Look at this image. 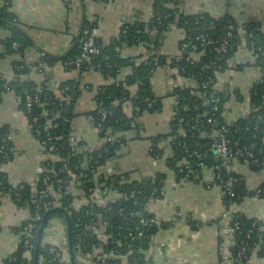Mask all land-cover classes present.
Masks as SVG:
<instances>
[{
  "label": "crops",
  "instance_id": "obj_1",
  "mask_svg": "<svg viewBox=\"0 0 264 264\" xmlns=\"http://www.w3.org/2000/svg\"><path fill=\"white\" fill-rule=\"evenodd\" d=\"M174 6L187 15L204 12L214 17L229 15L241 25L256 22L264 31V0H178ZM153 7L154 0H11L12 11L32 41L25 52L26 69L20 77L33 81L37 88L45 84L53 90L64 82H73L76 92L69 118L70 133L87 149L97 150L102 145L97 130L86 116L97 106V88L111 80L92 68L67 70L60 61L46 65V70L40 71L36 66L39 54L47 52L54 57L64 56L74 46L84 22L93 23L98 37L108 42L118 36L125 24L147 22L153 14ZM183 34L176 24H168L159 38L158 52L168 58L178 57V44ZM8 35L9 31L0 27V77L6 81L16 76L13 61L20 60L17 54H4L1 41ZM120 51L125 56H137L144 53L145 47L143 44L124 45ZM260 73V67L253 63L244 46H239L230 55L218 78L219 89L229 93L224 105L225 118L232 120L250 111L249 90ZM171 79L182 81L168 66L157 67L151 78L153 92L161 101L160 111L132 117L131 103H121L123 112L132 118L131 124L117 133L125 138V142L106 164L114 174H128L129 180L149 177L155 172L164 175L163 197L150 200L145 206L155 217L159 229L143 250L144 258L152 264H237L232 259H222L223 255H231L233 239L227 230V219L220 217L223 201L218 187L207 190L200 182L178 180L167 163L174 155L169 124L173 106ZM130 89L134 91L135 87ZM235 91L239 97L235 96ZM19 103L20 97L14 90L1 93L0 125L6 126L9 132L12 156L3 161L0 168L8 185H31L48 156L32 134L27 115ZM157 136L160 138L153 142ZM151 149H155L154 154ZM155 156L161 161L155 163ZM233 163L243 178L241 186L245 194L232 208L241 216L256 218L264 224V200L252 194L264 182V156L260 166ZM27 213L26 206L15 203L10 191L0 192V264L16 248L17 230ZM43 240L64 242L68 248L63 214L47 218ZM160 242L164 246H160ZM253 261L264 264V258L254 257Z\"/></svg>",
  "mask_w": 264,
  "mask_h": 264
},
{
  "label": "trees",
  "instance_id": "obj_2",
  "mask_svg": "<svg viewBox=\"0 0 264 264\" xmlns=\"http://www.w3.org/2000/svg\"><path fill=\"white\" fill-rule=\"evenodd\" d=\"M177 1L178 0H169L170 4L166 6L161 0H154L153 13L157 12L159 15L158 24L156 23L155 16L152 15L145 23L125 24L120 29L118 36L108 42H104L100 37L97 38L99 53L93 56L89 65L91 68L98 70L96 66L99 64L100 68L98 71L101 72L104 77L109 76L112 78L110 83H105L97 88L96 102H102V105L110 110L104 125L109 127L114 134L124 131L127 129V125L131 124L132 118L128 117L123 112L121 103L125 101H129L131 103L133 107L132 117H138L144 112L160 111L161 101L160 98L154 94L151 82V78L157 67L168 66L172 69L178 68V71H180L179 73L183 76L189 74H194L196 76L198 74L208 75L211 73L210 68L212 66H220L221 68H219V71L223 72L226 68L228 58L237 49L236 44L239 43V38L236 37L234 33L235 36L229 39L230 44H233L234 46L222 58L220 54L213 50V46L216 45L214 41L225 36L228 22H232L234 25H239L234 18L229 15L214 17L204 12L190 15L183 14L174 6ZM164 15H166V17H164ZM210 22L214 25V29L206 30L204 26L208 25ZM87 23L88 22H84V24ZM170 23L176 24L184 32V37L178 44L180 54L178 57L173 58L161 55L157 50L159 38L167 25ZM153 24H156L157 28L155 42L150 40L151 35L148 32L149 28ZM242 26L245 29V33L253 31L256 36L254 42L255 45L259 47V50L255 51L256 54L252 61L256 66L262 68L263 70L264 31L256 22L244 24ZM0 27L9 31V35L1 41L4 54L20 55V60L13 61V68L16 76L9 81L0 77V96L1 93L7 89L14 90L20 97L19 106L25 112L24 91L27 90L29 93H33L34 89L37 88L33 81L22 79L20 77L26 69L23 58L27 48L31 46L32 41L25 32L23 26L19 23L16 14L12 11L11 0H0ZM124 29H126L125 34L123 33ZM200 32H204L209 41L207 44H203V46H201V42L199 40L195 39V36ZM78 38L79 36H77L74 46L62 57H54L49 55L47 52H40L36 66L38 62H43L45 65H51L55 61H60L63 65L66 60L74 59L79 54ZM13 43H16V48H13ZM183 43L187 44V48L186 50L181 51V45ZM137 44L144 45V53L137 56H125L120 51L124 45L132 46ZM188 52L196 54L195 62L193 64H189L185 59ZM128 65H130L131 68L123 75L122 70L127 68ZM202 65L210 66V68L206 67V69L202 70ZM85 66H87V64L81 65L78 71L88 70L85 69ZM180 67L184 68L183 72L179 69ZM65 69L72 70L74 68L72 66H68ZM66 84L70 87V91H68L69 102H73L75 96L72 97V94L76 92V88L71 81L62 83L60 87ZM133 86L135 87V90L131 93L130 88ZM39 89V95L41 97H50L51 101L42 107L34 105L32 106L29 114L25 113L29 123L32 122L33 117H37L36 128L41 131L39 135L40 138L52 137V144L55 146V151L49 154L48 159L43 162V166H45L47 170H53L62 175V163L67 162L68 166L72 169L76 176L89 174L85 158L90 154L95 157L98 150L81 152L71 150V146L68 144V135L70 133V115H66L64 110L67 103L56 99L54 97L55 94L53 93V89L47 87V85L42 84ZM208 90H210V87ZM178 92L180 94V103L185 104L187 109L179 112L177 118H183L184 120L189 119L191 123L197 121L202 122V127L196 128L192 131L194 136H191L189 132L186 134L177 132L175 128L176 121L169 122L171 128L170 136L174 142V145L171 144L174 150V155L168 159L167 163L169 167L175 171L176 178L179 180L182 175L177 172L178 167L176 163L183 157L188 158L190 162L192 161V164L196 163V160L198 159L193 156H189V153L192 150L197 151L200 159L204 161L206 165L215 164L217 162L214 156L207 150L211 142L209 136L211 131L214 129L208 124H204L206 117L210 116L209 114H207V116H203L202 114L204 111H207V107L202 104V99H200L196 94H192L190 92L189 88H181ZM217 92L222 97V108L223 104L228 100L229 93L221 90H218ZM236 92L238 93V91ZM249 103L252 104L254 108L249 111L247 120L237 121V124L240 127L238 130L234 127H229L226 138L231 142L240 138L238 141L239 145H245L255 140L257 143L255 154L258 161L262 162L264 156V144L261 141V137H264V86L262 83L254 82L251 86L249 90ZM95 112V110H92L88 113L95 115ZM57 113L58 116L56 117ZM258 116L262 118V123H260L257 130H254L252 126H248L246 129V125L254 122ZM216 117L218 118V123L223 124L224 121H226L224 115H216ZM8 133L9 132L7 131L6 126L0 125V164L3 161H6L2 158V156L6 155L7 159L12 156V150H9V147H11L10 143L5 147L1 146L2 137ZM253 135H256L258 138H254ZM159 138L160 136L153 138V142H156ZM121 140L122 143L125 142V138L121 137ZM179 142L187 146L186 152L181 146H177V143ZM118 148L119 146L116 144H108V150L104 152L102 151L101 162L113 157ZM52 156L55 157V159L50 158ZM74 166H77V169H75ZM237 175L238 177H241L239 174ZM41 177L42 174H39L36 184V188L39 190L44 188ZM163 179L164 175L159 172H155L152 176L137 180H129L128 174L113 175L108 178H104L103 180L108 187L110 186L109 188L116 189L122 194L121 198L116 199L115 202L111 200L108 204L103 206L88 207L87 205H84L79 208V210H72L68 214L72 228V239L73 234L77 230L74 227V222L77 217L82 216L85 209L98 214L94 221L95 227L99 228L101 231L104 229L99 237H93L86 242L85 248L82 251L83 255H86L88 252L94 250H102L105 252L109 250H120V252L125 253L127 252L128 247H130L133 250L137 249V254L134 255H137V258L144 261L146 258H144L143 250H145L152 237L159 229V225L151 221L154 216L146 210L145 206L150 200H158L163 197ZM242 181L243 180H241L235 187L240 199L245 194V191L241 186ZM82 182L83 185L81 187L76 184L74 186L76 190L82 191L88 195L89 192L87 190V186L92 185L93 182L89 180L88 176L83 178ZM101 183L102 182H98L99 187ZM23 186L24 189L21 191V198L20 201H17V204L31 207V205L27 202L30 197V185L24 183ZM72 187L73 186H71V188ZM132 189L140 191L135 195L137 199L136 204H134L132 198L128 197V194ZM155 189L156 191H154ZM258 189L262 192L260 197H264V182L258 186ZM5 190L10 191L12 196L14 190L10 184L8 185L6 183L2 172H0V192ZM100 190L104 191V188ZM109 193L110 192L108 191V194ZM252 194H255V191L252 192ZM125 196L127 197L125 198ZM65 198H67V200H71V194L68 193ZM12 199H14L13 196ZM240 199L235 201L239 202ZM223 201L227 202L226 199ZM40 206H42V203H40ZM121 208L123 209L122 211H120ZM131 211H137V214L130 216L129 213ZM51 216H62V213H50L48 219ZM237 218L241 221V226L233 234L231 256H235V246L239 243V241L244 240L249 248L254 249L255 255L258 258H264L263 222L256 218H246L241 215L237 216ZM232 220L227 219V224H231ZM23 224L24 222L22 225ZM126 227L128 228L127 230ZM21 228L22 226H20L17 231H20ZM128 232L137 233V237L130 241ZM103 234H109L110 236L107 240H104L102 238ZM110 238L113 239L112 242H110ZM49 245L50 244L48 242L43 240L42 233L38 264H49V256L46 251ZM33 254L34 248L29 254L27 249L24 247L23 242H21L17 246V249L10 254V257L14 258L11 264H33ZM2 264H7V258L4 259ZM137 264H139V262H137ZM240 264L250 263H248V261L241 260Z\"/></svg>",
  "mask_w": 264,
  "mask_h": 264
},
{
  "label": "built area",
  "instance_id": "obj_3",
  "mask_svg": "<svg viewBox=\"0 0 264 264\" xmlns=\"http://www.w3.org/2000/svg\"><path fill=\"white\" fill-rule=\"evenodd\" d=\"M166 6L170 4L169 0H161ZM155 16L156 23H159V15L157 12L152 14ZM166 17V15H164ZM197 22V21H196ZM206 30H213L214 25L212 22L208 23V25L204 26ZM244 27L239 25H234L232 22H228L226 26L225 36L221 39H216L214 42L216 43L213 46V50L220 54L221 58L233 48V44H230L229 39L234 37L239 38V43L236 44L237 48L239 46H244L253 60L255 57V51L259 50V47L255 45V34L253 31H249L247 33L244 32ZM149 34L155 35L157 33L156 24H153L149 28ZM123 33H126V29L123 30ZM235 33V35H234ZM184 35V34H183ZM79 36V54L74 59H68L63 63L64 68L68 66H72L74 69L72 70H79L81 65L87 64L85 69H91L90 62L93 56L99 53V48L97 45V38L98 33L95 25L91 22L87 24H83L80 28L78 33ZM184 37V36H183ZM196 40L201 42V46L203 44H207L209 41L206 38L204 32H200L198 35L195 36ZM13 48H16V43H13ZM187 44L183 43L181 45V51L186 50ZM19 57L20 55L17 54ZM196 54L193 52H188L186 54V61L189 64H193L195 62ZM37 67L40 71L46 70V65L43 62H38ZM207 65H202L201 69H206ZM96 68L99 70L100 65L97 64ZM131 66L128 65L127 68L122 70V74H126L130 70ZM220 66H212L210 68L211 73L208 75L198 74L197 76L194 74H189L186 76L181 75L178 71V68L174 69L176 76H179L182 81L170 80V98L172 101V110L169 116L170 121H176V130L181 134L190 133L191 136H194L192 131L196 128L202 127V122H194L191 123L189 119L184 120L183 118H177L179 112L185 111L187 109L185 104L180 103V94L178 90L181 88H189L192 94H196L200 99H202V104L206 106V110L202 114L203 116H210L206 117L204 124H208L210 127L214 128L210 133V145L208 146V151L214 156L217 163L206 165L204 161H202L199 157L197 151L192 150L189 153V156H193L196 159V163L192 164V161L188 158H182L180 161L178 160L176 165L178 167L177 172L182 175L179 180L182 181H196L200 182L204 185V187L209 190L213 187H218L222 201L224 199L227 202L223 201V210L220 214L221 218H225L228 220H232L231 224H227V230L232 235L238 230L241 226V221L237 218L240 213L233 209L232 207L236 205L237 199H240V196L236 192V185L243 180L242 177H238V173L236 172V166L233 162H239L243 164H251L255 166H260L261 162L258 161V158L255 154L257 149L256 141H252L245 145H239L238 141L240 138H237L234 142L229 141L226 138L227 131L229 127H234L238 130L240 127L237 124L239 120H247L248 112H243L239 114L237 117L233 118L232 120L226 119L224 123H218V118L216 115H224V105L221 108V96L217 92L219 89L218 85V78L222 72L219 71ZM93 69V68H92ZM181 72H183V67L179 68ZM261 73L256 82L262 83L264 86V69L260 68ZM107 80H111L112 78L107 76L105 77ZM6 87V86H5ZM210 87V90H208ZM54 97L59 101H64L66 103L69 102L68 91H70L69 85H63L62 87H58L56 90H53ZM40 89H34L33 93H29L27 90L24 91L25 97V112L29 114L31 112L32 106H44L51 101L50 97L39 95ZM134 91H131V93ZM235 96L239 97V93L236 91L234 92ZM127 102V101H125ZM129 102V101H128ZM250 110L254 108L252 104L249 103ZM196 109V108H195ZM95 115L92 113H88L86 118L87 120L95 127L97 130L100 139L102 141V145L97 149L96 156L94 157L92 154L88 155L85 158V162L88 165L89 174H82L76 176V174L72 171V169L68 166L67 162L62 163L61 172L63 173L60 175L58 172L53 170H47L45 166H41L39 170V174H42L41 181L44 185V188L39 190L36 188V184L38 181V177L33 184L30 185V197L27 202L30 206H26L28 209L27 217L24 220V224L22 228L18 232V243L17 246L23 242L24 247L27 249L28 253L34 248L35 236L36 231L38 228V224L42 219L43 215L50 210L51 208H61L67 214L69 212L79 210L84 205L88 207L91 206H103L108 204L111 200L115 202L116 199L121 198V193L118 192L116 189L109 188L105 182L104 178H108L109 176L117 175L113 173V169L106 164L107 159L104 162H101L102 151H107L108 144H116L118 146L122 145L121 137L117 134H114L109 127L104 125V122L110 113V110L102 105V102H98L95 108ZM58 113L56 114V117ZM186 118V117H184ZM49 120V119H48ZM249 122V120H248ZM37 117L32 118V122L29 123L30 129L32 134L38 139L40 144L43 147L45 155L49 157L53 151H55V146L52 144V137L47 138H40V129L36 128ZM262 123V118L258 116L254 122L246 125V129L248 126H252L254 130ZM56 126V125H55ZM217 127V128H216ZM33 128V129H32ZM254 138H258L256 135H253ZM171 144L174 145L173 139L171 137ZM261 141L264 144V137H261ZM10 136L9 133L2 137L1 146L5 147L9 145ZM68 144L71 146V150H75L77 152L81 151H94L83 147L78 139L71 133L68 135ZM177 146H181L184 151L186 152L187 146L185 144H181L180 142L177 143ZM103 148V149H102ZM12 148L9 147V150ZM102 149V150H101ZM151 154H154V150L151 149ZM48 157L45 159L47 160ZM4 160L7 159V156H2ZM156 158V156H155ZM161 158H156V161L160 160ZM44 160V161H45ZM64 161V159H63ZM161 161V160H160ZM77 169V166H74ZM0 172H2L0 168ZM89 177V180L93 182L92 185L87 186V190L89 192L88 195L83 193L82 191H78L75 188V184L79 187L83 185V178ZM99 176H102V180H99ZM98 182H102L104 186H98ZM101 183V184H102ZM71 186H73L71 188ZM13 188V200L17 203L20 201L21 198V191L24 189L23 184H11ZM101 191L100 189H103ZM108 191L111 193L108 194ZM156 191V189L154 190ZM256 196L260 197L261 191L260 189L255 188ZM140 191L137 189L130 190L128 197L133 199L134 204L137 203L136 194ZM70 193L71 200H67L65 196ZM127 196H125L126 198ZM264 200V197H260ZM112 201V202H113ZM42 203V206H40ZM42 207V209H41ZM70 209V211H69ZM123 209L121 208L120 211ZM130 216H134L137 214V211H131ZM98 216L97 213L90 212L88 209L83 211L82 216L77 217L74 222V227L77 229L76 232L73 234V250L75 255V262L76 264H152L149 260L145 259L144 261L137 258V249L133 250L132 248L128 247L127 252L122 253L120 250H109V251H91L88 252L86 255H83V249L85 248L86 242L93 238L99 237L103 230L101 231L99 228L95 227L94 221ZM155 223V217L152 220ZM128 228L126 227V230ZM44 230V229H43ZM43 233V232H42ZM140 234V233H139ZM109 234H103L102 238L107 240L109 238ZM128 236L130 237V241L134 240L137 237V233L128 232ZM42 238V237H41ZM113 239L110 238V242ZM50 245L47 247L46 251L48 254V262L49 264H71L70 256H69V249L64 242H48ZM160 246H164L163 242L159 243ZM16 248L11 251L7 256V264H11L14 258L10 257V254L14 252ZM236 252L235 256H227L223 255L222 259L224 260H234L237 264H240L241 260L248 261L250 264H259L258 262H254L253 258L257 257L255 255L254 249L248 247L244 240H240L239 243L235 246ZM134 256V257H133ZM66 258V259H65Z\"/></svg>",
  "mask_w": 264,
  "mask_h": 264
},
{
  "label": "water",
  "instance_id": "obj_4",
  "mask_svg": "<svg viewBox=\"0 0 264 264\" xmlns=\"http://www.w3.org/2000/svg\"><path fill=\"white\" fill-rule=\"evenodd\" d=\"M150 40L152 42H155L156 41V35L150 36ZM74 96H75V92L72 94V97H74ZM71 108H72V102H68L65 105V113H66V115H70ZM102 178H103L102 176H99L100 180H102ZM101 185L104 186L103 183ZM53 212H60L65 217L66 224H67V238H68V249H69L70 261H71V264H76L74 250H73L72 228H71V224H70V219H69V216H68L67 212H65L61 208H52V209L48 210L43 215L42 219L40 220V222L38 224L37 231H36L35 241H34L33 264H38V255H39V249H40V242H41L42 232H43V229L45 227V224H46L48 216L50 215V213H53Z\"/></svg>",
  "mask_w": 264,
  "mask_h": 264
}]
</instances>
